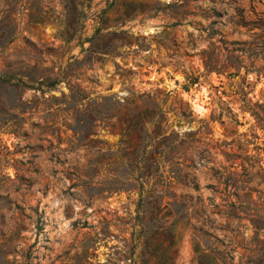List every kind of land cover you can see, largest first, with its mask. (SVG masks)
<instances>
[{
  "label": "rangeland",
  "instance_id": "obj_1",
  "mask_svg": "<svg viewBox=\"0 0 264 264\" xmlns=\"http://www.w3.org/2000/svg\"><path fill=\"white\" fill-rule=\"evenodd\" d=\"M0 264H264V0H0Z\"/></svg>",
  "mask_w": 264,
  "mask_h": 264
},
{
  "label": "bare ground",
  "instance_id": "obj_2",
  "mask_svg": "<svg viewBox=\"0 0 264 264\" xmlns=\"http://www.w3.org/2000/svg\"><path fill=\"white\" fill-rule=\"evenodd\" d=\"M204 103V101L202 100V101H200V97H194L193 99H192V106H193V108L196 110V111H198V112H200V113H202L203 111H205L206 109L203 107V104ZM207 111V110H206Z\"/></svg>",
  "mask_w": 264,
  "mask_h": 264
},
{
  "label": "trees",
  "instance_id": "obj_3",
  "mask_svg": "<svg viewBox=\"0 0 264 264\" xmlns=\"http://www.w3.org/2000/svg\"><path fill=\"white\" fill-rule=\"evenodd\" d=\"M72 1H74V0H72ZM193 82H195V80H193V81H190V83L192 84Z\"/></svg>",
  "mask_w": 264,
  "mask_h": 264
}]
</instances>
